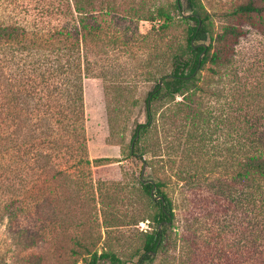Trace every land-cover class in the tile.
Returning <instances> with one entry per match:
<instances>
[{
    "label": "trees",
    "instance_id": "trees-1",
    "mask_svg": "<svg viewBox=\"0 0 264 264\" xmlns=\"http://www.w3.org/2000/svg\"><path fill=\"white\" fill-rule=\"evenodd\" d=\"M185 3L190 13L180 20L195 24L176 47L160 43L173 23L163 5L125 13L115 0H45L32 19L0 15V155L10 156L17 171L26 170L34 194L52 203L61 185L58 175L65 178L64 189L77 191L81 182L74 175L91 174V165L110 160L88 155L84 79L102 81L110 136L139 105L141 85L154 82L142 100L145 121L134 126L128 156L140 162L137 182L143 193L153 199L154 187L162 196L151 200L156 225L151 231L115 234L120 225H136L145 217L132 207L124 215H130L127 223L120 224L119 210L113 212L110 204L126 200V193L97 181L91 184L92 200L100 205L107 238L140 237L136 264L152 262L156 255L149 251L176 248L179 254L169 257L170 264H200L207 258L204 264H264V132L247 118L246 101L236 93L229 38L238 32L225 27L211 51L200 0ZM173 6L179 9V1ZM235 12L262 15L264 3L248 0ZM140 20L152 24L147 33L139 31ZM165 62L172 66L168 74H162ZM206 65L204 78L200 70ZM224 74L230 76L226 82ZM216 131L223 142L212 146ZM164 187L177 188L180 199ZM19 209L8 216L14 218ZM225 224L233 227L230 243L224 242ZM82 261L125 264L110 249L88 250Z\"/></svg>",
    "mask_w": 264,
    "mask_h": 264
},
{
    "label": "rangeland",
    "instance_id": "rangeland-1",
    "mask_svg": "<svg viewBox=\"0 0 264 264\" xmlns=\"http://www.w3.org/2000/svg\"><path fill=\"white\" fill-rule=\"evenodd\" d=\"M23 1L27 3L20 2L16 7L15 3L10 5L6 0H0V15H15L24 20L32 19L33 14L40 11L45 2V0ZM178 1L179 9L173 6L175 0H115L119 10L125 13L145 12L158 5L167 6L173 15V23L159 42L162 46L164 43H170L174 47L184 43L188 27L195 24L192 20H180L190 12L186 8L185 0ZM247 1L200 0L208 28L205 43H211L213 45L211 51H213L225 27H233L238 32L235 37L229 38L230 50L234 53L237 67L236 77H234L237 80L236 93L242 101H246L243 105L245 111H249L247 118L255 121L259 131L264 132V13L258 15L235 12L239 5ZM261 1L264 3V0ZM137 26L141 33H147L152 24L149 21L140 20ZM123 59H126V56ZM207 66L200 70V75L204 78L208 73ZM171 70V64L165 62L162 74H168ZM228 78L230 76L226 74L222 76L225 82ZM246 83H248L247 86L244 85ZM153 85L154 82L141 85L137 93L140 99L139 105L127 113L119 130L110 136L102 81L98 77L84 79L83 96L88 155L90 158L108 157L110 160L102 165H91V174L79 175L78 178L74 175V179L81 182L77 191L74 186H71L70 190L64 189V183L61 181L65 178L63 175H58L61 185L56 189L57 197L52 203L34 194L36 190L31 188L26 170L17 171L10 156L0 155V264H83L82 259L88 250L101 252L109 249L115 251L125 264L137 263L139 254L133 253L135 248L141 245L142 239L131 238L128 235L121 238H107V232L102 224L100 205L92 200L94 189L91 184L103 181L105 186H111L110 189L122 188L126 193L127 201L110 204L113 212L116 209L119 210L118 215H121L120 218L123 219L120 224L127 223L130 215H124L132 207L141 213L140 217H145L144 220L137 221L136 225H120L115 230L117 231L115 234L128 233L132 229L137 232L151 231L156 225V222L152 220L155 205L151 200L158 199H151L143 193L137 182L136 168L140 162L128 156L134 126L136 123L145 121L142 100ZM211 138L212 146H215L217 142H223L218 131L214 132ZM208 147L210 148L209 145ZM212 151L216 153L217 148L210 149V152ZM164 189L174 200L180 199L177 188L164 187ZM50 199L52 197H49ZM110 202L112 203L113 199H109L108 203ZM6 205L9 207L7 208ZM17 208L21 209L16 212L14 218H10L9 211ZM223 225L222 222L220 227L222 228ZM224 228L227 232L223 233V237L226 234L223 241L230 243L232 237L229 235H232L233 227L231 224H225ZM112 239H119V241H111ZM177 242L181 246V241ZM231 252L229 251L230 254ZM177 254H179V248L172 252L160 251L154 254L156 257L149 264H170L169 257L172 258ZM197 254L202 253L197 251ZM204 263H209V258L200 264Z\"/></svg>",
    "mask_w": 264,
    "mask_h": 264
},
{
    "label": "water",
    "instance_id": "water-1",
    "mask_svg": "<svg viewBox=\"0 0 264 264\" xmlns=\"http://www.w3.org/2000/svg\"><path fill=\"white\" fill-rule=\"evenodd\" d=\"M197 70H198V69H197ZM158 84H159V87L162 85V78L159 79ZM143 182H144V183H147V182H150V180H143ZM154 190H155V188L153 187V188L151 189V191H150L151 196H152L154 199H160V200H162V196H161V195H154ZM149 254L154 255L155 252H153V251H149Z\"/></svg>",
    "mask_w": 264,
    "mask_h": 264
}]
</instances>
